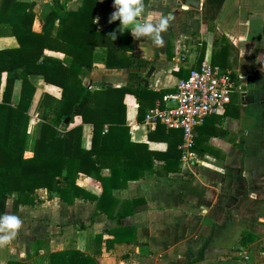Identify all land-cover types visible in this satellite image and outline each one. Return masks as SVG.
I'll return each instance as SVG.
<instances>
[{"label":"crops","instance_id":"obj_1","mask_svg":"<svg viewBox=\"0 0 264 264\" xmlns=\"http://www.w3.org/2000/svg\"><path fill=\"white\" fill-rule=\"evenodd\" d=\"M144 2L147 12L167 17L168 26L161 34L162 45H154L147 38L134 39L130 34L133 53L147 61L133 69L138 80L152 67L148 88L174 89L190 69L207 61L232 71L235 87L230 102L222 113L207 116L195 127L191 158L183 160L180 154L178 169L168 171L164 157L167 141L163 134L150 140L154 129L144 124L151 97L145 99L146 111L139 121L133 95L122 90L130 69L106 68V48L95 46L93 68L82 82L90 89L108 85L101 133L106 124L117 120V104L124 102L129 140L145 143L148 150L157 152L153 167L123 187L112 189L111 197L116 200L113 213L123 200L131 201L124 206L125 211L133 208L120 219L98 210L95 200L76 197L68 204L56 193L37 189L36 203L18 207L16 214L22 225L13 240L0 246V264H44L50 252L66 248L98 252V264H264V0H223L211 26L204 0ZM15 3L18 8L12 13L11 7L0 23V49L19 45L12 33L17 11H32L31 30L40 33L51 0ZM80 3L69 0L66 8L76 10ZM113 10L112 0H97L94 23L98 30L105 31ZM44 52L65 58L61 52L47 48ZM243 57L254 59L250 74L239 72L241 66L244 68ZM6 76V71L0 75V99ZM29 80L35 91L27 132L37 134L40 100L44 94L59 99L61 88L40 75H30ZM20 85L21 80L16 79L12 104L19 98ZM80 122L75 116L70 127ZM91 136V125L83 123L82 148L90 147ZM100 172L108 175L109 169ZM76 184L96 197L101 194V184L93 177L79 173ZM5 212L12 213V198L7 199Z\"/></svg>","mask_w":264,"mask_h":264},{"label":"trees","instance_id":"obj_2","mask_svg":"<svg viewBox=\"0 0 264 264\" xmlns=\"http://www.w3.org/2000/svg\"><path fill=\"white\" fill-rule=\"evenodd\" d=\"M67 1L51 0L40 33L31 30L32 11H17L19 16L12 25V33L19 45L17 48L0 49V75L7 72L0 99V213L5 212L8 198H12V213L16 214L19 205L38 201L35 196L37 189H45L48 193H56L68 204L76 197L95 200L98 210L108 217L120 219L132 213L133 208L125 211L124 206L131 201L123 200L113 213L116 200L111 197L112 189L123 187L145 170L150 171L157 152L148 150L145 143L129 140L125 103L122 101L117 104V120L106 124V130L101 133L105 123L104 93L108 85L90 89L82 82V77L93 68V48L97 45L106 48V68L130 69L128 82L122 90L133 95L139 121L146 111V98L151 97L153 107L155 100L173 89L154 91L147 85L138 84V73L133 69L144 66L147 61L133 53L134 43L129 31H116L118 20L108 23L105 31L96 28L94 12L97 0H81L76 10L67 9ZM222 2L204 0L210 26ZM14 8H18L15 0H0V23L4 22L10 9L14 12ZM114 31L116 36L112 39L110 33ZM226 47L232 49L233 46L227 44ZM45 48L63 53L64 60L46 54ZM34 74L61 88L59 99L44 94L40 100L37 134L27 132L28 110L35 91L29 76ZM16 79L21 80L20 92L17 102L12 104L11 93ZM75 116H79L81 122L70 127ZM83 123L90 124L92 128L88 149L80 146ZM159 134H163L167 141L164 153L166 168L175 171L181 154L178 148L182 141L181 131L157 124L148 137L152 140ZM97 140L98 147H95ZM25 151H30L31 155L25 156ZM103 168L109 169L108 175L101 174ZM79 173L100 182L102 191L99 196L76 184ZM98 259V252L88 254L66 248L50 252L44 264H98ZM7 264L27 263L10 261Z\"/></svg>","mask_w":264,"mask_h":264},{"label":"built area","instance_id":"obj_3","mask_svg":"<svg viewBox=\"0 0 264 264\" xmlns=\"http://www.w3.org/2000/svg\"><path fill=\"white\" fill-rule=\"evenodd\" d=\"M235 87L231 70L222 69L207 61L189 70L187 76L172 91L161 98L144 116V124L154 129L163 124L168 129L181 131V159L191 158L194 130L198 124L215 113H222L230 102ZM246 258V255H243Z\"/></svg>","mask_w":264,"mask_h":264},{"label":"clouds","instance_id":"obj_4","mask_svg":"<svg viewBox=\"0 0 264 264\" xmlns=\"http://www.w3.org/2000/svg\"><path fill=\"white\" fill-rule=\"evenodd\" d=\"M113 11L108 22L119 21L117 30L129 31L134 39L147 38L154 45H162L161 35L168 26V18L146 11L144 0H112ZM116 31L110 33L115 39ZM22 225L21 218L14 213H0V246L13 240Z\"/></svg>","mask_w":264,"mask_h":264},{"label":"water","instance_id":"obj_5","mask_svg":"<svg viewBox=\"0 0 264 264\" xmlns=\"http://www.w3.org/2000/svg\"><path fill=\"white\" fill-rule=\"evenodd\" d=\"M197 4V2L195 1ZM244 65V68L241 66L239 69V72L243 74H250L253 72V64H254V59L251 57H243L241 59V65ZM145 72V68L141 69V73ZM152 72V67L149 68L143 75L141 79L138 80V84H143L147 85V78L149 77L150 73ZM96 85V84H95ZM67 122V119L65 120Z\"/></svg>","mask_w":264,"mask_h":264}]
</instances>
